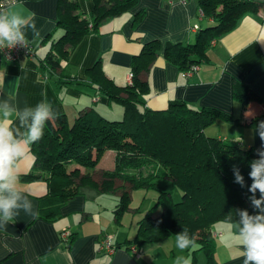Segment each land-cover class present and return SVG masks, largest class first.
<instances>
[{"label": "trees", "instance_id": "1", "mask_svg": "<svg viewBox=\"0 0 264 264\" xmlns=\"http://www.w3.org/2000/svg\"><path fill=\"white\" fill-rule=\"evenodd\" d=\"M57 1L55 28L61 30V35L53 39L52 33L47 35L50 45L39 59V72L55 84L66 86L77 79L63 71L62 60L68 59L83 36L96 32L104 21L135 8L137 0H91L90 17L84 15L77 0ZM196 3L204 22L197 25L194 41L162 45L153 39L144 43L139 54L132 58L130 83H115L105 74L99 60L87 69L88 84L95 95L122 106L120 119L106 118L93 106L81 110L71 124L65 114H59L57 120L46 125L43 138L31 145L33 169L21 179L41 180L47 185L46 194L39 199L38 218L57 220L60 208L80 193L81 187L94 185L102 192L120 189L113 210L119 223L124 212L133 209L130 203L134 189H156L154 205L136 221L134 239L124 244L141 247L187 229L198 245L190 254L192 264H197V250L203 252L205 264H218L211 227L216 222L235 224L239 209L253 213L248 199L251 195L248 173L250 161L258 158L256 151L253 146L245 147L205 133V128L216 119L240 123L241 117H231L212 107L192 108L179 100L169 101L160 110L146 107L149 87L141 75L153 64L161 48L164 58L180 71L199 65L207 59L213 41L230 31L245 13L262 8L264 2L196 0ZM142 15L143 9L134 13L133 26L139 24ZM208 19L211 24H206ZM233 96L242 109L250 101L263 102L258 94L238 83L233 86ZM258 121H264V111L252 116L248 125L254 127ZM106 150L115 153L114 166L103 170L101 180L95 182L92 170ZM233 165L239 167L245 178L243 188L234 182ZM159 179H167L181 191L179 201H173L169 190L160 188ZM115 180L120 181V186H115ZM157 208L160 213L153 215ZM72 235L65 242H70Z\"/></svg>", "mask_w": 264, "mask_h": 264}, {"label": "crops", "instance_id": "2", "mask_svg": "<svg viewBox=\"0 0 264 264\" xmlns=\"http://www.w3.org/2000/svg\"><path fill=\"white\" fill-rule=\"evenodd\" d=\"M77 1L84 15L90 17L91 0ZM57 2L23 0L25 7L35 13L41 38L31 43L32 57L15 63L6 61L0 52V99L7 98L20 107L34 106L47 99L56 112L65 114L69 124L81 110L90 106L106 118L122 117L121 105L95 95L88 84L86 71L95 61H100L105 74L115 83L126 85L132 58L139 54L144 43L153 39H158L162 45L193 42L196 31L192 26L204 22L199 17L196 0H137L135 8L104 21L96 32L91 31L78 41L68 59L61 63L63 71L77 80L59 86L39 72V59L50 45L47 35L52 33V39L61 35V30L55 28ZM138 9H143V15L139 24L133 26L134 13ZM205 22L211 24L212 21ZM28 35L31 40L32 33ZM182 72L164 58L161 48L153 64L141 75L149 87L145 106L160 110L166 108L169 101L179 100L192 108L212 107L231 117H241L240 123L216 119L205 128V133L238 143L242 137L240 144L253 146L256 151L261 141L259 136H254V127L248 122L264 111V6L245 13L230 31L222 34L196 71L188 76H183ZM236 83L247 86L263 102L250 101L242 109L233 96ZM69 103L73 104L70 109ZM106 111L115 114L109 115ZM116 113L121 115L116 116ZM29 152L20 164L18 188L32 201L37 213L39 199L46 194L47 185L41 180L21 179L33 169L34 156L31 149ZM114 157L112 150L103 153L92 170L95 182L101 180L103 170L113 168ZM115 186H120L119 180H115ZM119 194V188L112 193L102 192L94 185L83 186L80 193L60 208L61 215L53 222L21 212L8 225L0 227V264H173L174 258L181 253L177 248L164 247L162 240L141 246L139 254L133 252V243L124 244L134 239L136 227L132 229L131 223L127 228L124 223L122 225L124 214L120 222H116L113 210ZM234 225L216 222L211 227L218 264H243ZM64 230L73 234L70 242L62 239ZM105 235L111 237L113 245L120 246L112 252L101 249Z\"/></svg>", "mask_w": 264, "mask_h": 264}, {"label": "clouds", "instance_id": "3", "mask_svg": "<svg viewBox=\"0 0 264 264\" xmlns=\"http://www.w3.org/2000/svg\"><path fill=\"white\" fill-rule=\"evenodd\" d=\"M29 32L32 33L31 40ZM38 38H41V31L36 25L35 13L25 7L23 0H11L7 8L0 10V52L28 49ZM58 118L59 113L47 99L23 107L7 98L0 99V227L8 225L21 212L33 218L37 215L32 201L18 188L20 164L30 155V146L43 138L46 125ZM253 134L261 141L256 149L258 158L249 164L251 184L248 191L251 195L248 199L253 213L247 209L237 210L234 227L243 264H264V121L257 122ZM240 143H243L242 137ZM232 171L234 182L245 187V178L239 167L233 165ZM195 245V237L187 229L175 235L179 253ZM173 264H192V259L178 254Z\"/></svg>", "mask_w": 264, "mask_h": 264}, {"label": "rangeland", "instance_id": "4", "mask_svg": "<svg viewBox=\"0 0 264 264\" xmlns=\"http://www.w3.org/2000/svg\"><path fill=\"white\" fill-rule=\"evenodd\" d=\"M71 107H73V104L72 103H69V107L68 109H70ZM115 110V108H112ZM108 112L107 114H115V113H109V111H106ZM118 115L116 116H120L121 114L119 113H116ZM111 116H115V115H111ZM109 119H114L115 117H108ZM121 117H119L120 119ZM73 122V120L70 122V124ZM210 136V135H209ZM160 183V188L161 189H166V190H169L172 194V198H173V201H179L180 198H181V191L172 183V182H167V181H164L162 179H159L158 181ZM157 190L156 189H152V188H149V189H143V188H138V189H134L132 191V194H131V203H130V206L131 208L133 209H130L126 212H124V215H123V218H122V225L124 223L125 225V228H127L130 223L132 224V229H135L136 227V220L138 218H141L144 214L147 213L148 209H150L154 203H155V200H156V196H157ZM160 213V209L157 208L154 210L153 212V215H156V214H159ZM119 226L118 228L122 227ZM162 244L164 247H167V248H176L175 246V236H170L168 238H165L162 240ZM198 245H195V247L193 248H190L188 250H185L184 253H181L185 256H188L191 258V255L192 254V251L194 248H196ZM196 256H197V264H205V258H204V254L202 251L200 250H197L196 251Z\"/></svg>", "mask_w": 264, "mask_h": 264}, {"label": "built area", "instance_id": "5", "mask_svg": "<svg viewBox=\"0 0 264 264\" xmlns=\"http://www.w3.org/2000/svg\"><path fill=\"white\" fill-rule=\"evenodd\" d=\"M10 2H11V0H0V10H2L3 8H7L9 6ZM192 27H193V29H196L197 25H194ZM214 43H215V41H213L211 44L213 45ZM33 50H34L33 46L30 44L28 49L16 48V49H13L11 51L4 50L2 52V54H3V57L6 61L14 62V61L21 60L25 57H31L33 55ZM8 57H10V59H8ZM197 69H198V65H193L191 67V69L183 71L182 75L188 76V75L192 74L194 71H196ZM127 79L130 83L132 80V73H129V75L127 76ZM69 235H70V231H67V230H64L61 233V237L65 241L67 240ZM100 248L106 250L107 252H112L114 250V246L112 244L110 236L105 235L102 238ZM140 249H141L140 247H138V248L135 246L132 247V250L135 254H139Z\"/></svg>", "mask_w": 264, "mask_h": 264}]
</instances>
